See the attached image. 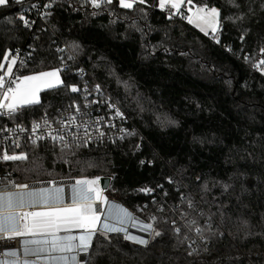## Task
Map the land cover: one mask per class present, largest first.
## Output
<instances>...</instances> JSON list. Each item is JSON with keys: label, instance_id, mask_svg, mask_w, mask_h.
<instances>
[{"label": "trees", "instance_id": "trees-1", "mask_svg": "<svg viewBox=\"0 0 264 264\" xmlns=\"http://www.w3.org/2000/svg\"><path fill=\"white\" fill-rule=\"evenodd\" d=\"M41 1L24 0L17 5L9 0V7L0 6V61L4 50L30 44L36 52L23 67H17L18 76L47 71L61 67L56 45L79 42L82 51L76 62L68 61L71 66L61 71L65 85L82 87L84 82L76 72L81 64L85 65L90 84H101L107 94L121 100L136 135L116 139L115 143L109 140L89 145L75 157H65L70 163L60 158L59 148L50 141L37 142L36 146L22 141L10 150L14 154L26 153L27 159L0 158V173H11L15 181L110 177L106 195L127 208L139 206L138 213L147 219L150 214L167 215L168 205L176 202L178 193L164 179L173 175L175 169L164 162L177 159L179 165L187 166L185 184L201 175L232 185L223 195L220 186H216L207 197L209 202L213 196L218 197L216 204L225 206L223 224H219V214L214 218L224 234L212 236L207 242L190 234L196 241L192 247L199 251L189 256L187 242L178 245L165 225H157L165 229L164 234L150 240L147 246L125 240L122 233H111L105 239L97 232L82 264H264V74L252 67L259 59L258 48L264 43L261 0H249L257 13L251 21L224 22L220 44L186 20H167L166 13L152 6L158 0H147L133 9L121 8L119 1L97 9L84 0H55L48 10L52 15L46 17L44 30L25 28L18 16L28 13L26 4ZM207 2L221 7L222 15L235 11L224 7L223 0ZM140 8L145 9L147 22L155 30L149 31L139 19ZM7 17H13L11 23ZM133 20L144 28L143 37L131 27ZM245 27L251 32L242 42L238 37ZM165 31L172 37L165 43L173 50L166 53L158 48L154 55H147L141 45L157 44ZM225 45L232 51H226ZM180 52L189 55L181 56ZM253 53L256 55L251 62L243 59L244 54ZM97 64L100 67H95ZM109 66L121 80L131 78V95L141 94L144 112L138 113L134 103L125 101L124 87L117 84L115 76L108 75ZM81 97L82 93H70L64 86L44 89L41 103L26 107L14 120L28 121L45 115V111L48 116H55L57 109L62 110ZM153 112L167 113L177 124L161 128ZM88 159L98 167L82 163ZM144 159H152L154 164L141 165ZM156 184H163L169 195L164 197L160 189L150 194L139 191L143 187L155 188ZM153 197L158 202L162 198L166 201L163 213L157 212ZM204 207L207 211L208 206ZM211 211H216L215 204ZM240 220H247L248 226H241ZM97 249L100 255H96Z\"/></svg>", "mask_w": 264, "mask_h": 264}, {"label": "snow or ice", "instance_id": "snow-or-ice-1", "mask_svg": "<svg viewBox=\"0 0 264 264\" xmlns=\"http://www.w3.org/2000/svg\"><path fill=\"white\" fill-rule=\"evenodd\" d=\"M14 3L20 5L22 0H14ZM55 3H46L43 5L45 9H50ZM84 3H90L94 8H100L102 4L111 5L112 0H84ZM147 0H119V6L124 9H133L135 5H144ZM0 6L9 7V0H0ZM158 7L162 12L166 13V19L171 21L174 17H179L186 20L188 24L194 25L200 32L206 36L209 34L216 44H220V35L222 33L225 21L237 23L243 22L246 19L251 21L252 17L257 15L256 10L251 7L249 0H223V6L226 8L234 9L227 15H222L221 7L214 4H209L207 0H200L194 3V0H158V4L152 5ZM30 8H35L39 13V4H32ZM260 11L264 12V0H261L259 5ZM186 9V11L184 10ZM139 19L145 22V27L149 31L155 29L148 24V14L144 8L139 9ZM42 16H51L50 11L39 13ZM95 15V12L92 13ZM18 19L22 22L25 28L31 27L34 21H29L24 15H19ZM9 23L12 22L13 17H7ZM114 22V21H113ZM131 27L145 35L144 28L137 25L133 20ZM251 32V28L245 27L239 35V40L244 41L245 37ZM183 35V33L181 34ZM39 37H34L38 39ZM172 37L168 31L164 32V37L157 44H142V49L145 50L147 55H154L158 48H162L164 52H170L173 49L169 48L165 41L171 40ZM55 43V41H53ZM31 47V45H29ZM226 51L231 52L232 48L225 45ZM15 51L16 54H12ZM82 51V45L77 41H68L64 47H56V52L60 55L61 67L52 68L48 71H39L30 75L16 76L13 68L17 65L18 61L21 67L24 66V60L19 59V49H6L2 52L3 60L0 61V115H5L10 119L23 109L32 105H39L41 103L39 93L42 89H52L57 86H64L70 93H81L83 100V107L85 111H81V105L75 100L68 106L65 111L71 108L73 111L65 113L57 109L58 119L49 121L47 119V111L41 118V121L33 120L31 122V132L34 138L31 143L36 146L37 141L44 140V136L35 135L38 129L47 128V138L52 142L53 147H58L60 158L65 163H70L65 157H75L81 149H88L89 145L102 143L103 140H111L115 143L112 134L106 133L104 128H116L113 120L119 118L121 121L126 120L124 111L121 109V100L114 99L110 94H106L101 84L95 83L92 88L88 87L87 82H84L83 88L77 84L65 85L64 80L61 78V71H67L71 66L66 62H76V58ZM65 53H70L65 58ZM181 56L189 55L188 52H180ZM256 53L244 54L243 59L251 62ZM259 59L252 64V67L258 68L264 74V43L258 48ZM31 57V53H28ZM101 60L104 58L101 57ZM95 67H100L99 64ZM6 68V71H5ZM77 71L83 76L84 69L79 68ZM108 75L115 76L118 85H123L125 91V101L129 104L134 103L135 109L138 113L145 111L144 98L139 92L136 95H131V89L134 83L123 81L109 66L107 69ZM95 92L101 99L89 100L88 97ZM103 104L107 107L109 112L114 113L107 120L104 116H95L87 111L93 105ZM127 106V104L125 105ZM48 107H51L49 105ZM156 123L161 128H168L177 124V121L171 118L170 115L164 112H153ZM58 124L59 127L53 128L52 124ZM21 131H26L22 125H16ZM118 139L123 140L126 136L136 135L135 130L127 128L118 129ZM198 138L194 137V140ZM203 142V141H200ZM137 149L140 144L135 145ZM4 161H23L27 159L26 153L9 155L7 152L3 154ZM79 162V161H78ZM87 167H98L95 161L88 159L83 161ZM145 163L152 165L154 160L147 161L141 160L140 164ZM169 168L175 169L173 175L164 177L167 183L174 186L178 193L176 202L168 205V214L157 216L150 214L147 219L149 222H139L138 217L129 212L128 209L122 208L120 212L115 215L111 209L104 213L99 205L107 204L108 198L104 195V189L100 186L102 177L96 175L92 178L78 179L73 186V197L71 206H62V190L61 189H31L27 184H12L14 190H9L7 185L0 186V236L7 238L15 237H36L39 235L49 236L50 239L43 240H24L22 244L24 257L34 255L36 259L32 264H40L44 261L45 264H79L76 255L72 254L74 249L80 252H89L93 236L98 231L101 236L108 239L109 233H124L125 240H131L140 245L147 246L150 240L160 237L164 234L165 229L157 225L167 226L173 237H175L177 244H184L187 242L188 255L198 254L199 249L192 247L195 240L191 238L190 234L195 235L200 240L207 242L212 236H222L224 233L219 230V225L216 224L214 218L219 214V224H223L225 214L222 203L216 204L218 197L213 196L212 201L209 202L207 197L210 195L212 188L220 186L222 195L228 192L232 185L230 183L217 180L215 178H202L201 175H195L194 181H202L199 184H194L190 180L188 184L184 183L185 173L187 166L179 165L177 159H169L164 162ZM179 165V166H178ZM232 179V177H229ZM11 183V182H10ZM160 189L163 191V196L167 197L169 193L164 190L163 184H156L155 188L143 187L139 191L150 194ZM199 196V199H197ZM44 203L47 211H27L29 207L36 203ZM99 202V203H98ZM166 201L158 202L155 197L152 199V204L156 206L157 212H164V205ZM215 204L216 211H211L212 205ZM205 205L208 210H205ZM103 216V222L101 219ZM239 219V218H238ZM202 221V222H201ZM131 223L133 227H139L141 231L148 233V239L141 236L129 234L126 225ZM100 225L97 228V225ZM243 227L248 226L247 220H240ZM64 226L82 227L88 229L87 235L79 237L74 236H58L60 228ZM78 241V242H77ZM207 250L206 248L204 249ZM59 253V255H53ZM99 249L96 250V255H100ZM5 257H10L7 264H29L27 259L21 261L18 250H11L3 254ZM91 258V255H90ZM0 264H6L4 260H0ZM87 264V262H86Z\"/></svg>", "mask_w": 264, "mask_h": 264}, {"label": "built area", "instance_id": "built-area-1", "mask_svg": "<svg viewBox=\"0 0 264 264\" xmlns=\"http://www.w3.org/2000/svg\"><path fill=\"white\" fill-rule=\"evenodd\" d=\"M113 1H119V0H112V2ZM22 2H24V0H22ZM46 3H52V1L51 0H42L41 2L38 3L40 5L39 13H43V12H46V11L49 10V9H45L43 7V5L46 4ZM26 9L28 10V13L25 15L26 19H28L29 21H34V23H32V25H31V27H29L27 29L37 30V31L41 30V29L44 30L46 28V25H47L46 17L40 15L38 13V10L35 9V8L28 7ZM184 10L186 11V9H184ZM210 37H211V35H210ZM29 45L30 44L25 45L23 47L17 48V49H19V59L20 60H24V62H26L30 58L28 56V53H31V56H32L36 52V49L33 46L29 47ZM57 46L62 48V47H64V44H58V45H56V47ZM56 47H55V49H56ZM13 54H16L15 51H14ZM68 54H70V53H65L64 54L65 58H66V56ZM60 55L61 54H59V57H60ZM66 62H68V61L66 60ZM18 66L20 67L19 61H18L17 65H15L14 68H13V71H14L16 76H18V68H17ZM79 68H83L85 71H84L83 76L77 71L76 72L77 78L82 80L83 82L86 81L87 84H88V87L91 89L93 84H90V81L88 79V77H89L88 68L85 65H83V64H81L78 67V69ZM83 85H82L81 88H83ZM102 88H103V86H102ZM81 93H82V96H83L84 95L83 92H81ZM88 99L89 100L101 99V97H99L95 92H93L92 95H90L88 97ZM76 102L81 105V111H85V109L83 107L82 98L80 100H76ZM70 104L71 103H69L68 105H70ZM65 108L61 110L62 112L65 113V116L67 115L68 112L73 111L71 108H68L67 111H65ZM121 109H122V111H124L125 116L127 117V119L121 121L119 118H116V119L113 120V123L116 124V128H112V129L104 128V131L106 133L112 134L113 138L115 140L118 139V136H119L118 129L121 128V127L127 128L129 130H133L134 129L135 132H136V128L134 126L130 125L129 117H128L126 111L122 108V106H121ZM87 111L92 113L93 118L95 116L99 115V116H104L105 119L107 120L110 116H114V113L109 112L107 107L105 105H103V104L93 105L89 109H87ZM43 116L33 117L30 120H28V121H24V120L17 121V120H14V119H10L9 117H7L5 115H0V157H2L5 152H7L9 155L14 154L13 152H11L10 149L12 147H14V146L18 147V144H20L22 141H30L31 142V139L34 138V134L31 132V122L33 120L42 122L41 118ZM58 118L59 117L57 115L52 116V117L47 115V119L49 121H53L54 119H58ZM18 124L22 125L26 129V131L21 132L16 127V125H18ZM52 127L56 128V127H59V125L53 123ZM47 131H48V129L47 128H43V127L37 130L35 135H40V136H44L45 137L44 140H39L37 142L50 141V139L47 138ZM103 141H109V139H107V137H106ZM1 160H3V159L1 158ZM8 174H10V175L9 176L8 175L7 176H3L2 173H0V186L7 185L9 190H14L12 188V184H27V185L30 186V190H31V189H50V188L54 187L55 184H59V183H61L62 187H64V188L65 187H70L71 184H72L71 182L76 181V179H53V180H44V181H15V180H13L11 178V173H8ZM100 186H101V184H100ZM110 205H111L112 208L114 207V209L118 210V211H120L122 208L128 209L129 212L133 213L136 217L139 218L137 223H139V222H144V223L149 222L148 220H145L144 218H142L141 216H139L137 214V210L139 209V206H136L135 209H130V208L125 207L122 203H118V202H116L114 200L111 201ZM134 228H137V229L134 230ZM127 230L129 232V234H131V235L141 236L143 238L148 239V233L141 231V229L139 227H133L132 224H131L129 227H127ZM85 233H87V232H85ZM77 234H84V233L83 232H78L75 235L77 236ZM14 249L18 250V254L20 255L21 258H23V248H22L21 237L7 238V237L0 236V260H4L6 262V259L8 257H5L3 254L6 253V252H9L11 250H14ZM77 255L79 256V263L83 262V258H84L85 252L77 251Z\"/></svg>", "mask_w": 264, "mask_h": 264}, {"label": "crops", "instance_id": "crops-1", "mask_svg": "<svg viewBox=\"0 0 264 264\" xmlns=\"http://www.w3.org/2000/svg\"><path fill=\"white\" fill-rule=\"evenodd\" d=\"M28 75H30V74H28ZM42 90H44V89H42ZM41 90V91H42ZM41 93V92H40ZM40 93H39V96H40ZM75 184V182H73L72 184H71V186H73ZM61 187V186H60ZM62 197H63V202H62V206H67L68 204H69V201H68V199H67V197H66V195H67V193H66V191H63L62 193ZM99 203V202H98ZM100 207V206H99ZM112 208V207H111ZM27 211H47L48 209H47V207H46V205L44 204V203H36V204H34V205H32L31 207H29L28 209H26ZM103 210V212H104V209H102ZM112 211H114L113 212V214L115 215L117 212L115 211V209H114V207H113V210ZM126 227H129V225L127 224L126 225ZM82 230H86V228H82V227H73V226H66V227H64V226H62L61 228H60V230H59V232L57 233V235L58 236H61V237H64V236H73L74 235V237H75V233H78V232H83V233H85V232H87V231H82ZM80 235H78V237H79ZM33 240V239H37V240H43V239H50V237L49 236H46V235H39V236H36V237H32V236H28V237H21V240H22V244H23V241L24 240ZM72 254H74V255H76V257H77V260L79 261V256L77 255V249H74L73 250V253ZM53 255H59V253H53ZM10 259L11 258H7L6 259V264H7V262L8 261H10ZM23 259H27L28 261H29V264H32V261H34L35 259H36V257L34 256V255H29V256H27V257H24V253H23V258H21V261H23ZM40 264H45V262L44 261H41L40 262ZM79 264H82V262L81 263H79Z\"/></svg>", "mask_w": 264, "mask_h": 264}, {"label": "rangeland", "instance_id": "rangeland-1", "mask_svg": "<svg viewBox=\"0 0 264 264\" xmlns=\"http://www.w3.org/2000/svg\"><path fill=\"white\" fill-rule=\"evenodd\" d=\"M5 71H6V68H5ZM48 71V70H47ZM78 180V178H76V181ZM76 181H73V182H75L76 183ZM73 182H71V183H73ZM58 185H60L61 187H56V188H50L51 190H55V189H61L62 190V192L63 191H66V193H67V195H66V197H67V199H68V201H69V204L67 205V206H71L72 205V197H73V186L75 185H73V186H70V187H62V185H61V183H59ZM104 195L105 196H107L106 195V191L104 190ZM107 198H108V203L107 204H101V205H99L100 206V209H104V213H107L110 209H111V211L113 210V208H111V201L112 200H115V201H117L116 199H112V198H109L108 196H107ZM64 200H63V197H62V202H63ZM117 213L118 212H120V211H118V210H115ZM138 211L139 210H137V214L140 216L141 214H140V212L138 213ZM112 212H114V211H112ZM142 217V216H141ZM102 218H103V216H102ZM143 218V217H142ZM145 220H147L146 218H144ZM99 226V224L97 225V227ZM137 228H134V230H136ZM82 231H89L88 229H86V230H82ZM76 234V233H75ZM83 235H86V234H83ZM74 236V235H73ZM81 236V235H80ZM75 237H76V235H75ZM146 239V238H145Z\"/></svg>", "mask_w": 264, "mask_h": 264}, {"label": "water", "instance_id": "water-1", "mask_svg": "<svg viewBox=\"0 0 264 264\" xmlns=\"http://www.w3.org/2000/svg\"><path fill=\"white\" fill-rule=\"evenodd\" d=\"M30 6V4H26L25 5V8H27V7H29ZM110 181H111V178L110 177H102V180H101V187L104 189V190H107L108 189V187H109V184H110ZM115 201V200H114ZM116 202H118V203H120L119 201H116ZM103 222V219L101 220V223ZM100 226V225H99ZM99 226L97 227V228H99ZM98 232V231H97ZM96 232V233H97ZM122 233V232H121ZM84 234H88V232L87 233H84ZM109 234H111V233H109ZM123 234V233H122ZM78 235H83V234H77V236L76 237H78ZM96 235V234H95ZM95 235L93 236V239H92V243H93V240H94V238H95ZM92 243H91V245H92ZM90 251V250H89ZM88 253L89 252H85V255H84V258H83V260H85L86 259V257H87V255H88Z\"/></svg>", "mask_w": 264, "mask_h": 264}, {"label": "bare ground", "instance_id": "bare-ground-1", "mask_svg": "<svg viewBox=\"0 0 264 264\" xmlns=\"http://www.w3.org/2000/svg\"><path fill=\"white\" fill-rule=\"evenodd\" d=\"M55 186H56V187H60V185H58V184H55ZM55 186H54V187H52V188H56ZM101 220H102V219H101ZM128 225L130 226V225H131V223H129ZM135 236H136V235H135ZM77 242H78V241H77ZM77 251H79V250L77 249Z\"/></svg>", "mask_w": 264, "mask_h": 264}]
</instances>
